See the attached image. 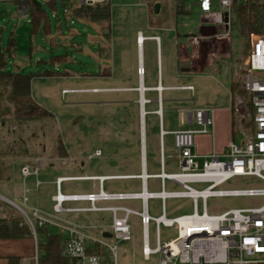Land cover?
Here are the masks:
<instances>
[{
    "label": "rangeland",
    "instance_id": "1",
    "mask_svg": "<svg viewBox=\"0 0 264 264\" xmlns=\"http://www.w3.org/2000/svg\"><path fill=\"white\" fill-rule=\"evenodd\" d=\"M217 2V1H215ZM58 19H60L65 36H59L60 29H57L58 23L54 18L53 12L50 16L54 26L53 44L50 38L44 37L39 33L31 38V28L27 19L19 16V5L15 2L0 1V51L5 52L8 40L12 32L18 42V48L15 56L9 62L7 67L11 71H20L24 74H37L44 71L68 72L70 76L41 77L35 78L32 83V94L34 100L44 109L52 113L55 120H45L30 124V127L24 131L18 130L24 139L29 142L30 149L42 154V158H52L56 156L55 146L58 134L61 135L64 145L70 156L71 162L63 165L62 162H48L43 167L38 177L31 176L24 180L20 175L19 162L15 170L17 180L31 191L27 194L30 204L42 202L41 204L51 208V194H56V186L48 182H53L60 175L84 174L86 169L91 174H105L119 166V157L129 150L130 141H133L134 134L130 127L129 118L130 109L123 106L108 103L113 98H103L98 93H71L63 92L64 89H82L98 87V77L103 69L110 68L113 73V79L107 80L108 85H117L121 83L125 86L133 85L136 80L137 67L139 66V50L137 47V32L141 30L147 35L149 19L156 22L154 9L158 4L163 5L162 15L163 28L154 34L161 36L160 63L163 73L166 75L167 68L174 72L175 67L173 58L175 56L176 33L182 35L195 33L203 28L204 20L202 14L195 2L190 5L192 17L186 24L175 28L173 21V1L172 0H112V21L111 38L105 42L97 36V32L91 27H85L80 21H70L63 12V2L57 0ZM149 10L147 9V7ZM43 8L49 11L46 3ZM220 7L215 5L213 13L220 12ZM150 14V16H149ZM218 30V29H217ZM221 32V31H220ZM211 31L202 30L199 34L208 35ZM92 38L99 40L101 45L92 42ZM99 42V43H100ZM143 38L142 61L144 68H150L147 80L157 78L158 50L156 43L147 41ZM103 43V44H102ZM226 43V42H225ZM105 44V45H104ZM144 44V45H143ZM228 44V43H227ZM104 45V46H103ZM206 45V44H205ZM105 47L106 54L100 53L99 47ZM219 45L202 47L204 51L209 48L213 50ZM228 46V45H227ZM246 48L241 42L231 40V55L238 60L245 55ZM66 55V61L63 64L53 66L50 60L53 56ZM234 59V58H233ZM234 60V64H235ZM40 62V63H39ZM239 67V66H237ZM138 69V74L140 72ZM248 99V98H247ZM106 101V102H105ZM197 104L191 102L188 106L194 107ZM178 105H176L177 107ZM166 129H178L181 124V115L177 112L166 113L164 115ZM147 118V158L148 172L150 174L160 173V164L158 161V146L156 142L159 139V128L149 124ZM133 127V125H132ZM8 129L2 134V139L12 141L14 139L12 132L15 127L12 126L10 132ZM238 138V142H239ZM166 157L167 173H179V165L172 159L174 149L172 147V137L166 139ZM97 150L101 151L100 156H94ZM92 157V158H90ZM33 169L34 164L29 165ZM39 179L42 186L38 191L34 190V184ZM120 186V182H114ZM130 191H136L139 188V182L133 181ZM89 182L64 183L63 193L87 192L90 190ZM122 186V185H121ZM148 187L151 193L161 191V185L156 180H149ZM197 189L205 186H194ZM263 189L264 182L256 177L235 178L228 182L223 190H246ZM167 191H177L178 188L166 183ZM11 192V188L9 190ZM40 200V201H39ZM21 205L23 203H20ZM264 204L262 197H227L212 198L208 201V212L211 215L221 214L232 209H253ZM67 205V204H66ZM76 206V205H72ZM200 210L202 203L200 202ZM138 208V206L136 207ZM149 213L152 217L158 218L162 215V202L157 199H150L148 202ZM192 209L187 200H168L166 203V214L168 218H176L182 215L191 214ZM66 218V222L76 223L86 222L87 214H64L60 218ZM95 223L97 225H110L112 223L110 214H96ZM131 226L133 227V239L130 242H120L119 257L117 264H160V257L153 255L149 260H145L141 252V232L140 219L137 216L131 217ZM90 234L100 235L98 229L90 230ZM156 227L150 226L151 248L155 247ZM177 231L175 228H161L163 241L175 238ZM114 242L113 239H111Z\"/></svg>",
    "mask_w": 264,
    "mask_h": 264
},
{
    "label": "built area",
    "instance_id": "2",
    "mask_svg": "<svg viewBox=\"0 0 264 264\" xmlns=\"http://www.w3.org/2000/svg\"><path fill=\"white\" fill-rule=\"evenodd\" d=\"M17 1L19 16L29 19V2ZM35 1V0H34ZM39 1V0H36ZM80 6L91 7L106 0H78ZM217 1V2H215ZM234 0H196L204 27L211 31L208 35H192L189 44L195 48L201 44L225 43L231 46L232 8ZM218 5L220 12L213 13ZM218 29V30H217ZM221 31V32H220ZM160 44V39L155 38ZM138 44L141 45L138 38ZM227 48V49H228ZM239 66V67H237ZM249 69V72H245ZM139 72V76L143 77ZM235 83L243 89L248 99L239 94L235 96L234 132L240 139L232 141L223 156H201L196 151L195 137L208 135L215 125L213 109H197L185 113L186 123L197 129L188 128L173 133L174 155L172 159L179 165V173H167L164 147L160 149L161 172L158 175L143 174V190L139 193H98L65 195L61 192L66 181L87 180V178H60L57 180V194L54 197L53 216H45L38 211L29 214L17 203L4 201L12 208L15 215L22 218L21 226H26L35 239V252L31 262L40 264V250L37 228L53 226L68 236L61 255L75 264H106L105 257L93 254L91 249L100 247L106 251L112 264H117L120 242L132 241L130 217L135 215L141 220L143 233L142 254L145 260L158 255L160 264H264V204L253 209H232L221 214L211 215L208 212V201L212 198L227 197H262L263 189L223 190L231 180L241 177H256L264 182V34H254L246 48L245 55L235 61ZM193 90V87H187ZM158 92L163 88L158 87ZM149 101H145V104ZM249 105L253 113L249 112ZM100 152L96 153L99 156ZM45 160H36L31 169H22L25 178L39 174ZM107 179L100 177L101 184ZM148 179L158 180L161 191L149 192L145 182ZM177 185V191H167L166 183ZM39 184V183H38ZM194 186H205L197 189ZM157 199L163 203V214L154 218L148 210V201ZM187 199L193 203V213L176 218H168L166 201ZM27 199H25V202ZM113 201H141L142 211L137 212L124 206L100 207L98 203ZM88 203V207L67 208V203ZM200 202L202 209L200 210ZM109 212L113 223L110 239H95L86 235L79 226L59 219L64 213ZM156 227L155 247L151 248L150 226ZM177 231L175 238L163 241L161 228ZM114 240V242L111 241Z\"/></svg>",
    "mask_w": 264,
    "mask_h": 264
},
{
    "label": "crops",
    "instance_id": "3",
    "mask_svg": "<svg viewBox=\"0 0 264 264\" xmlns=\"http://www.w3.org/2000/svg\"><path fill=\"white\" fill-rule=\"evenodd\" d=\"M112 4V0H109ZM14 2V1H13ZM41 3V1L39 0ZM196 4V2H195ZM42 6V3H41ZM146 6V5H145ZM147 7V6H146ZM150 8V7H149ZM147 7V9L149 10ZM160 13V12H159ZM156 14V13H155ZM158 15V14H156ZM162 15V13H161ZM150 16V14H149ZM172 20V19H171ZM29 23V19H27ZM163 21L159 17L156 22L151 21V18L148 22L147 27V35L139 30L137 32V47L139 50V66L137 67L136 73V80L133 85L125 86L121 83L117 85H108L104 82L107 80L113 79V73L110 68H104L102 73L99 74L98 77V87L94 88H82V89H64L63 92H71V93H98L102 94L103 98L106 97L113 98V100H109L108 103L115 104L119 106H123V108L130 109V127L133 130L134 138L133 141H130L129 150L126 149L124 154L121 155L119 158V166L118 169L110 171L105 174H91L88 169L84 171V174H69V175H60L58 176L55 181L48 182L56 186V194H57V185L56 182L60 178H87V180H74V181H66L64 183H72V182H89L91 183L90 190L87 192H71L66 193L65 195H79V194H93L98 193L101 189L106 193H139L143 190L144 182L139 177L143 174L146 175H158V174H150L148 172V158H147V132H146V125H147V118L149 117V124L151 126H157L159 128V139L156 142L158 146V161L160 164V172H161V161H160V149L161 146L164 147L165 156H166V137H172V147L174 149V137L173 133L181 130H185L188 128L197 129L195 125H188L186 123V116L185 113L188 111H194L197 109H213V116L215 119V125L213 128L210 129V133L208 135H197L195 137L196 141V151L201 156H211V155H219L223 156L224 153L227 151V147L230 142L237 141L238 137L235 135L234 132V107H235V96L238 94H233V86H237L235 83L234 75H235V64L233 63L235 57L231 55V46L228 48L226 43H213V44H206L208 46H217L213 50L207 48L205 51L201 48L205 47V44H201L198 47H191L189 44V37L192 35H197L199 32L201 33L202 28L195 33H189L188 37L185 35L180 34L179 32L176 33V40H175V56L173 58V63L175 67L176 73L171 70V64L169 65L170 68H167L166 75L163 73L162 64L160 63V48H161V36L159 34H154L153 32H158V30L163 28ZM83 23V22H82ZM61 25V23H60ZM85 27H91L97 32V36L100 37V29L92 24L83 23ZM61 31V30H60ZM55 34H53L52 38ZM57 35L64 37L65 33L62 29L61 33ZM142 36L145 40L144 44L147 41H153L156 43L157 50H158V64H157V78L147 80V75L150 73V68L147 70L144 68V62L142 61V49L143 46L138 44V38ZM155 38L160 39V44L155 40ZM102 39V38H101ZM92 42L101 45L99 40L92 38ZM100 42V43H99ZM106 41H104L105 43ZM103 44V43H102ZM143 44V45H144ZM105 45V44H104ZM103 45V46H104ZM99 47L100 53L102 54L101 49H106L105 47ZM228 48V49H227ZM105 52V51H104ZM107 52V51H106ZM106 54V53H104ZM103 55V54H102ZM106 56L109 54L107 53ZM234 58V59H233ZM236 61V60H235ZM40 63V62H39ZM142 68L145 71L143 77H140L138 74V69ZM34 81V80H33ZM33 83V82H32ZM141 85L145 88L144 91V99L149 101L145 104L144 107V151H142V135H141V93L139 91ZM162 87L163 91L160 93L158 92L157 88ZM187 87H193V90L186 89ZM161 101V103L159 102ZM197 104L194 107L188 106L189 103L194 102ZM106 102V101H105ZM176 105H178L176 107ZM177 111L181 115V126L178 129H166L165 126V112L171 113ZM133 125V127H132ZM67 149V148H66ZM101 151L97 150L96 153ZM68 153V151H67ZM96 153L94 156L96 157ZM99 155V156H100ZM92 158V157H90ZM45 160L47 165L48 162H62L63 165L66 163L71 162L70 156L66 158H60L58 156H53L52 158H42V157H35V158H14L8 160V163L12 165L13 168V180L10 185L8 184H0V201L7 204L4 199L13 201L18 205L22 206L26 211L31 214L32 211H38L40 214L45 216H53L54 211V197L56 194H51L50 202L52 203V207L49 208L42 202H36V204H30V199L28 198V193L31 191L30 188L25 186V182L21 184L20 180H17V176L15 170L17 169V165L19 162L21 164L20 168V175L23 177L24 180L30 178L31 176L25 178L22 174V169L26 166L31 165L32 163L36 164V160ZM167 159V157H166ZM19 164V165H20ZM42 166L40 171L42 170ZM67 166V165H66ZM167 160H166V171H167ZM39 171V174H40ZM39 174L36 176L38 177ZM35 176V175H32ZM114 178V179H107L100 183L98 178ZM155 180V179H148L145 184L147 190L150 192L148 187V181ZM137 181L139 182V188L136 191H130L132 187V182ZM158 181V180H156ZM114 182H120L121 185L117 186ZM159 182V181H158ZM39 183V184H38ZM61 188V192L63 193V185ZM160 183V182H159ZM172 186H175L180 189L177 185L170 183ZM161 185V184H160ZM42 186V182L37 179L34 184V190L38 191ZM11 188V192L8 191ZM64 194V193H63ZM25 199L27 201L25 202ZM187 200V199H183ZM160 201V200H159ZM189 206L192 209L193 213V203L190 200ZM149 202V201H148ZM20 203H23L22 205ZM167 203V201H166ZM8 205V204H7ZM76 205V206H72ZM88 203H67L65 207L67 208H82L88 207ZM100 207H111V206H124L130 209H133L137 212L142 211V203L141 201H113V202H101L98 203ZM138 206V208H136ZM166 206V204H165ZM163 209V203H162ZM149 210V208H148ZM191 213V214H192ZM64 214H87L89 215L86 222L76 223L71 221V223L76 224L81 228V230L88 235L89 237L95 239H103L105 233L111 234V228L113 223L112 214L109 212H85V213H64ZM61 214L60 216L64 215ZM96 214H110L112 223L110 225H97L95 223ZM163 214V210H162ZM189 215V214H186ZM8 216H17L13 213L12 208L8 205V208L0 210V218H6ZM62 221L66 222V218H60ZM135 216V215H133ZM184 216V215H182ZM132 217V216H131ZM130 217V221H131ZM138 217V216H137ZM168 217V216H167ZM180 217V216H179ZM139 218V217H138ZM140 219V218H139ZM67 223H70L67 222ZM131 224V223H130ZM53 231L61 232V230L57 229L56 227L50 226ZM98 229L100 232L99 236H95L90 234V230ZM133 231V227H132ZM140 234H141V245L143 247V233L141 227V220H140ZM65 233V232H63ZM66 234V233H65ZM67 235V234H66ZM133 235V234H132ZM38 238V237H37ZM110 239V238H106ZM133 239V236H132ZM170 240V239H169ZM168 241V240H166ZM141 247V252H142ZM95 249V248H94ZM93 248L91 249V251ZM35 252V239L33 238H25V239H18V240H0V264H9L10 259L16 258L19 259V264H33L31 262L32 256ZM143 256V254H142Z\"/></svg>",
    "mask_w": 264,
    "mask_h": 264
},
{
    "label": "trees",
    "instance_id": "4",
    "mask_svg": "<svg viewBox=\"0 0 264 264\" xmlns=\"http://www.w3.org/2000/svg\"><path fill=\"white\" fill-rule=\"evenodd\" d=\"M31 0L29 2V26L32 37L42 33L44 37L50 38V43L55 41L52 38L54 34L53 21L50 12H53L54 18L59 24L57 29L62 30L60 19H58L57 0H40L41 8ZM63 2V12L70 21H80L95 25L100 29V37L109 42L111 38L112 4L109 0L103 1L91 7L80 6L78 0H61ZM173 17L172 21L176 29L186 24L192 17L190 5L196 0H172ZM20 5L17 1H14ZM46 3L48 10L43 8ZM161 5L160 13L154 16L159 18L163 11ZM254 34H264V0H234L232 8V29L231 39L241 42L243 46L248 47L250 39ZM189 35H185L188 37ZM18 48V42L15 34L12 32L6 45L5 52L0 51V184L10 185L13 180V168L8 160L14 158H35L42 156L39 152L32 151L29 142L24 139L19 131H24L30 127V124L42 122L45 120H55L52 113L40 106L33 98L32 82L35 78L70 76V73L60 71H44L37 74H24L20 71H11L7 67L9 62L15 56ZM106 53L105 49H101ZM105 51V52H104ZM66 61V55L53 56L50 60L54 67L63 64ZM245 72H249L246 69ZM239 94L247 99L248 95L239 86H233V94ZM249 112L253 109L249 105ZM15 127L12 132L14 139L6 141L2 139L5 129L10 132L11 127ZM56 156L66 158L68 156L66 146L60 134L56 138L55 146ZM8 208V205L0 201V210ZM22 218L19 216H8L0 218V240H18L33 238L28 227L21 226ZM37 237L40 250V264H75L74 261L62 257V248L68 240V236L61 232H55L50 226L37 228ZM93 254H100L105 257L106 264H112L109 254L96 247L91 251ZM19 259H10L9 264H19Z\"/></svg>",
    "mask_w": 264,
    "mask_h": 264
},
{
    "label": "water",
    "instance_id": "5",
    "mask_svg": "<svg viewBox=\"0 0 264 264\" xmlns=\"http://www.w3.org/2000/svg\"><path fill=\"white\" fill-rule=\"evenodd\" d=\"M34 4H36L39 8H41V3L39 1H33ZM160 9H161V5L158 4L155 8V13L158 14L160 12ZM140 93H141V100H140V103H141V135H142V151H144V136H145V133H144V116H145V112H144V107H145V99H144V91H145V88L141 85L140 89H139ZM159 102L161 103V101L159 100ZM104 237L105 238H111L112 235L110 233H105L104 234Z\"/></svg>",
    "mask_w": 264,
    "mask_h": 264
},
{
    "label": "bare ground",
    "instance_id": "6",
    "mask_svg": "<svg viewBox=\"0 0 264 264\" xmlns=\"http://www.w3.org/2000/svg\"><path fill=\"white\" fill-rule=\"evenodd\" d=\"M140 43H141V45L140 46H142V41H143V37L142 36H140ZM144 72V69H140V73H143Z\"/></svg>",
    "mask_w": 264,
    "mask_h": 264
}]
</instances>
